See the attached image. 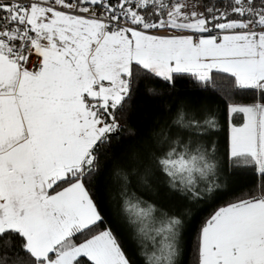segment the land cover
Segmentation results:
<instances>
[{"label": "snow or ice", "instance_id": "6c2138e0", "mask_svg": "<svg viewBox=\"0 0 264 264\" xmlns=\"http://www.w3.org/2000/svg\"><path fill=\"white\" fill-rule=\"evenodd\" d=\"M177 76L228 81L227 159L258 179L203 223L195 264H264V0H0V264H130L90 188L134 85ZM166 110L112 172L142 264H179L184 216L130 177L192 202L220 187L216 113Z\"/></svg>", "mask_w": 264, "mask_h": 264}, {"label": "trees", "instance_id": "16d2710c", "mask_svg": "<svg viewBox=\"0 0 264 264\" xmlns=\"http://www.w3.org/2000/svg\"><path fill=\"white\" fill-rule=\"evenodd\" d=\"M149 88L156 89L159 94H149ZM229 91L227 80L216 79L215 84L205 90L189 76H177L174 84H167L159 78H149L134 85L132 98L125 108L126 115L120 118V130L112 134L118 138L111 141L106 157L101 154L99 175L90 188L104 217L101 229H112L130 264H142L143 258L138 254L132 233L121 222L120 206L113 190L117 181L112 172L118 166L127 165L129 154L143 146L158 123L168 119L166 106L173 110L179 103L195 107L207 106L216 113L219 122L218 129L211 135V142L215 145L221 166L220 187L214 193L206 195L199 202L186 201L169 192L162 183L157 182L151 188H143L137 184L135 178L130 177L132 191L142 199L184 216L179 264H195L199 231L206 219L220 207L235 202L257 185L258 179L250 168H234L227 159L229 124L226 93ZM234 122L239 123V119Z\"/></svg>", "mask_w": 264, "mask_h": 264}]
</instances>
